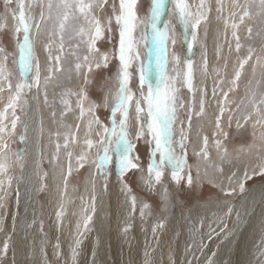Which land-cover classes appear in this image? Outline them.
Returning <instances> with one entry per match:
<instances>
[{
	"label": "rangeland",
	"instance_id": "1",
	"mask_svg": "<svg viewBox=\"0 0 264 264\" xmlns=\"http://www.w3.org/2000/svg\"><path fill=\"white\" fill-rule=\"evenodd\" d=\"M84 2L92 4L91 15L103 28L101 38L95 43L98 53L89 54L86 45L75 35L80 27H89L78 13L79 18L69 21L62 49L60 37L48 34L51 23L41 22L39 30L34 27L32 45L40 66L39 83L35 84V68L32 79L28 74L22 79L19 73L16 46L23 39V31L16 32L18 0H10L7 9L5 0H0V25H3L0 48L4 50L0 63H5L2 57L7 56L6 79L0 78V128L5 129L0 133V145L7 143L6 151L0 152V163L6 166L0 171V264H114L115 239L127 249L134 242L143 243L140 264H174L176 257L184 260V264H234L235 246L245 230V222L249 223L247 219L260 207L264 208V103H261L264 100V3L203 0L201 7V0H183L192 13L190 22L200 19L193 42L191 23L185 29L173 14V0H165L162 19L168 22L170 37L175 29L178 38L175 52L180 57L179 65L174 64L169 40L167 72L169 77H176L177 90L174 140L179 141L181 128L187 135L185 148L182 150L174 143L173 149L185 156L186 164L178 172L179 179L173 180L172 167L166 163L161 181L153 180L149 184L147 166L152 145L147 142L146 127L144 137L136 139L139 126L134 101L129 106L127 134L136 145L132 155L139 156L136 162L140 168L121 175L115 160L104 170L97 169L94 163L99 148L97 132L101 129L95 123L89 125L93 116L88 109L95 105V116L110 126L111 106L119 88L120 26L115 17L120 13V0ZM22 3L25 15L31 13L37 22L41 11L48 16V0H22ZM150 7L151 0H136L134 5L133 55L138 54L140 61L133 59L128 71L135 96H139L137 69L146 56L149 79L152 83L156 81V48L148 26ZM50 39L52 56H61V71L47 79L49 54L44 46ZM181 40L193 43L190 52ZM105 53L107 67L103 64L95 67ZM85 55L89 56L87 64L83 61ZM186 58L192 62L191 91L184 84L188 71ZM243 60L247 62L240 68ZM77 63L82 65L79 71L75 67ZM52 66L55 67V60ZM22 82L32 86L21 89L17 96L16 85ZM81 90L86 97L83 116L77 105ZM31 116L38 118L35 126ZM145 116L146 113H141L142 123H146ZM119 119L117 113V123ZM205 138L207 158L201 152ZM89 139L93 141L91 149L85 143ZM31 142L36 144L32 153ZM82 154L86 156L83 167L78 160ZM27 164L32 165L37 182L34 215L29 219L25 214L32 207L22 209L19 203V183L23 181L21 175ZM110 187L116 193L114 209L109 199ZM132 197H135L134 209ZM57 212H61L59 217ZM88 217L91 219L85 227Z\"/></svg>",
	"mask_w": 264,
	"mask_h": 264
},
{
	"label": "snow or ice",
	"instance_id": "2",
	"mask_svg": "<svg viewBox=\"0 0 264 264\" xmlns=\"http://www.w3.org/2000/svg\"><path fill=\"white\" fill-rule=\"evenodd\" d=\"M10 0H5V8H8ZM136 0H120V13L115 17L117 24L120 26V40H119V49H118V59H119V72L117 74V80L119 82V88L114 97V104L111 106V116L109 117L110 126H105L99 119L95 116V105L89 107L88 111L92 113L93 120L89 121V125L92 123L99 125L101 131L97 132L99 140L96 142L99 145L97 158L94 161L97 169L104 170L107 165L115 160V163L119 167V172L123 175L126 171L131 169H139L140 165L136 162L139 160V156H133L136 145L133 144L128 139L127 134V119L129 106L132 101L135 102V111H136V120L138 128L136 131V139L139 140L144 137V129H147V135L149 137L148 143L152 145L150 148V160L147 166L148 180L147 183L155 181L159 183L162 177V169L165 167L166 163L172 167V178L173 180H178V172L183 169L186 164V159L184 155H178L174 149L173 144L178 143L180 149L185 148V142L187 140V135L183 128L180 130V139L179 141L174 140L175 136V124H176V112H177V97L176 93V77H169L167 72L168 65V54L169 48L168 43L171 40L173 45L172 50V61L174 64L179 65L180 57L175 52V45L178 42L177 34L175 29H173V34L170 37L169 25L167 21H163V16L165 15V0H151V7L148 15V26L152 33V40L156 48L155 55V71H156V81L152 83L149 79L148 72V62L147 56L143 62H140L139 68L137 69L139 74V96L131 91L130 88V77L128 69L131 66V61L133 59L140 61L138 54L133 55L134 46L132 40V32L134 29V21L136 19L134 5ZM264 3V0H262ZM174 8L172 9L173 14L176 15L179 21L184 25V28L187 29L191 23L189 17L192 13L188 10V5L183 2V0H173ZM19 6V26L16 28V32L19 33L23 31L22 41L17 42L18 49V66L19 73L21 78L26 74L33 72L35 68V78L34 83H39L40 76V66L39 61L33 55V46L32 40L30 38V32L33 24H35L37 30L40 29L41 22L48 24L51 23V29L49 30V36H59L60 37V48H63V37L64 33L68 30V24L71 19H77L82 17L83 20L88 24V28L80 27L79 30L75 33L77 37L80 38V42L86 45L89 54L98 53V49L95 47V43L98 39L101 38L103 34V28L101 27L100 21L91 15V3H85L84 0H48L47 9L48 16L45 17L43 11L40 14V22L36 21V18L29 13L27 16L24 11V4L22 0H18ZM103 7V5H100ZM203 6V0H201V7ZM79 14L77 17L76 14ZM247 11L244 12L246 16ZM197 13V17H199ZM15 18V17H14ZM243 19V17L241 18ZM162 23V27H158V24ZM200 23V19L197 18L195 23H191V37L194 42L196 39L195 29ZM3 27V25H0ZM233 27H236L234 24ZM110 30V29H109ZM235 36L236 33L234 32ZM71 38V37H70ZM238 39V38H237ZM182 45L190 52L193 48V43L189 41H180ZM51 44L52 40L50 39L48 44H45L44 50L48 52V77L51 79L54 73L61 71L60 60L61 56L57 55L53 57L51 54ZM237 49L240 48L239 42L236 45ZM4 50L0 48V54H3ZM251 54V49L249 50ZM62 54V53H61ZM3 61L5 63H0V78L6 79V61L7 56L3 55ZM36 61L33 64V61ZM53 60H55V67L52 66ZM83 61L87 64L89 61V56L85 55ZM108 55L102 54L100 62L95 64V67H100L103 64L104 67H107ZM246 60L241 61L240 68H243ZM184 64L188 71L184 76V84L191 91V67L192 62L190 59H185ZM77 71L82 67L81 63L75 65ZM91 70V65H89V71ZM240 72H236V78H239ZM27 82L18 83L16 85L17 96L21 89L25 87H31ZM11 87V85H9ZM145 88L147 91L145 92ZM2 91V89H0ZM227 95V94H225ZM86 97L84 96L83 90L80 93V100H78L77 105L80 107L81 116L84 115L85 109L83 108V100ZM107 101H105V104ZM264 103V100L261 101ZM67 104V101H65ZM143 105V106H142ZM12 105L10 104L9 107ZM182 106V105H180ZM203 111V106L201 104V112ZM120 114L119 123L116 120V114ZM141 113H146L145 121L146 123L141 122ZM191 116L189 115V121ZM15 120L12 121V127L15 128ZM79 127V126H77ZM217 127H219V118L217 119ZM5 132L4 128H0V133ZM226 135V134H225ZM75 137L73 135V141ZM67 144V139L65 141ZM87 147L91 149L93 147L92 140L85 141ZM205 147L201 149L204 157L207 158V138H205ZM217 149L220 150V142H216ZM59 149V145H57ZM7 149V143L0 145V152H4ZM122 149V150H121ZM157 154L159 159L157 160ZM201 153H197L199 156ZM71 155V154H69ZM86 159V156L83 154L78 157V160L81 161L80 166L83 167V161ZM5 164L0 163V171L5 170ZM264 171V170H262ZM191 175L189 173L188 183L191 184ZM241 191H243V184L240 185ZM133 209L135 208V197H132ZM144 207H148L144 205ZM143 215V210H141ZM61 215V212H57V217ZM91 217H88L84 221L85 227L89 223ZM155 231V229H154ZM80 243L79 240L76 241L78 246ZM7 242L4 244V250H7ZM75 256V248H73V257Z\"/></svg>",
	"mask_w": 264,
	"mask_h": 264
},
{
	"label": "bare ground",
	"instance_id": "3",
	"mask_svg": "<svg viewBox=\"0 0 264 264\" xmlns=\"http://www.w3.org/2000/svg\"><path fill=\"white\" fill-rule=\"evenodd\" d=\"M34 27H35V24H33L31 32H30V38L32 40V45H33ZM210 29L211 28L209 27V31H210ZM28 75L32 79L31 73ZM31 119H34L32 121V126H35L38 118L36 119V117L35 118L32 117ZM32 138H33V135L31 137V140H32ZM32 143L33 142H31L29 145V148L31 146L30 153H32V151H34L36 148V146H35L36 144L34 143L35 144L34 145ZM104 175L105 174L103 172L102 177H104ZM21 176L23 178V181H20L21 183H19L20 184L19 185V187H20V189H19L20 190V198L19 197L18 198H19V203H20L22 209H26V207L28 209L29 207L30 208L32 207L31 208L32 210H30L31 212L25 214V216H27V218L29 219L32 217V215H34V209H35V204H36V200L34 199V194H35V191L37 190V182L35 181L36 179L34 178V171H33L32 165L27 164L24 167V171H23ZM113 185L115 186L114 183H113ZM109 191H110L109 199H110L111 205H112L113 209L117 208L116 207V200H115L116 193L113 192L111 187L109 188ZM261 208L262 207H260V210L255 211L256 213H253L250 216V218L247 219L248 220L247 222H249V223L245 222V224H247L244 228L245 230H243L242 233L240 232L241 237L239 236L240 238L237 241L238 244L236 243L237 245L235 246V251H234V253H235L234 264H264V208H262V209ZM18 213H19L18 218L21 219L22 218V217H20L21 210ZM25 216H23L24 217L23 219H25ZM243 224H244V222H243ZM244 225H243V227H244ZM100 228H97V229H100ZM116 241H117L116 239L113 241V246H112V257H113V263L114 264H140L141 259H142V254H143L142 251L144 252L143 247L145 246L143 243H139L137 245L136 243L138 241L136 243L134 242V246L131 249H127L122 245V243H120L119 241L118 242H116ZM98 247H99V245H98ZM97 248H95V249H97ZM179 258L180 257H176L174 264H184V260H180ZM187 264H189V263H187Z\"/></svg>",
	"mask_w": 264,
	"mask_h": 264
}]
</instances>
